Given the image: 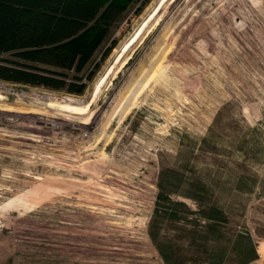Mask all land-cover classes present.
Instances as JSON below:
<instances>
[{"label": "rangeland", "instance_id": "1", "mask_svg": "<svg viewBox=\"0 0 264 264\" xmlns=\"http://www.w3.org/2000/svg\"><path fill=\"white\" fill-rule=\"evenodd\" d=\"M159 3L81 94L0 79V264H264V0L165 1L115 63Z\"/></svg>", "mask_w": 264, "mask_h": 264}, {"label": "trees", "instance_id": "2", "mask_svg": "<svg viewBox=\"0 0 264 264\" xmlns=\"http://www.w3.org/2000/svg\"><path fill=\"white\" fill-rule=\"evenodd\" d=\"M131 1L0 0V79L83 93L96 74L87 65Z\"/></svg>", "mask_w": 264, "mask_h": 264}, {"label": "bare ground", "instance_id": "3", "mask_svg": "<svg viewBox=\"0 0 264 264\" xmlns=\"http://www.w3.org/2000/svg\"><path fill=\"white\" fill-rule=\"evenodd\" d=\"M165 1H168V0H161V3L157 4L153 8V10L151 11V13L149 15L147 14L148 16L144 19V21L138 27V29L136 30V32L133 34V36L126 42L124 48L119 53V55H118L117 60L115 61V63H119L122 60L123 55H125L126 51H128V49L131 47V45L140 37V35L142 34V32L149 25V21L152 20L153 18H155L160 13V11L162 9V6L165 3ZM111 71H112V69L110 68V70L108 71V73L104 74L100 78V80L95 85V91H97L100 88V85L106 80V78L108 77V75L110 74ZM3 99H6V95L3 94V91H0V100H3ZM75 100L77 101L78 99H73V100L70 99L69 100V97H66V99H62V100H60V102H57L55 100H52L49 97L48 100L46 101V105H48L49 107H53L54 105H59L61 107V109L66 110V111H70V112H74V113H85L87 105L86 104L82 105L81 103L79 104L78 102L77 103H74L73 101H75ZM2 108L3 109H7V110L16 109V107L14 105H11V104H5V106L2 105Z\"/></svg>", "mask_w": 264, "mask_h": 264}]
</instances>
